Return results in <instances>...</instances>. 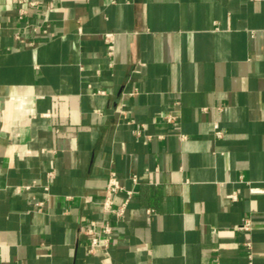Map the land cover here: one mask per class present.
<instances>
[{
	"label": "crops",
	"instance_id": "0c3cea01",
	"mask_svg": "<svg viewBox=\"0 0 264 264\" xmlns=\"http://www.w3.org/2000/svg\"><path fill=\"white\" fill-rule=\"evenodd\" d=\"M209 263L264 264V0H0V264Z\"/></svg>",
	"mask_w": 264,
	"mask_h": 264
},
{
	"label": "built area",
	"instance_id": "2783aa9c",
	"mask_svg": "<svg viewBox=\"0 0 264 264\" xmlns=\"http://www.w3.org/2000/svg\"><path fill=\"white\" fill-rule=\"evenodd\" d=\"M20 13H22V12H20ZM104 41L106 43L107 54L111 55L112 51H113V34L111 32L105 33ZM216 134L220 135V131L219 130L216 131ZM133 180H135V178H133ZM119 189H120V186H119L116 178L114 176H111L108 180L107 185H106L105 197H104L103 202H102V208L104 211L112 212L115 215H121L122 214L124 204L118 208H114L113 207V199H112V195L115 192H117ZM249 191L251 193H262L263 189L260 187L251 186V187H249ZM241 227L243 229H249V227H250L249 220L245 219L244 222L242 223ZM100 231L104 237V240L107 241L108 237L110 236V233H111L110 225L108 223H104L103 225H101ZM98 242H99V239L97 236L96 237L94 236L91 238L90 251H92L94 247L98 246V244H99ZM209 264H218V263H209Z\"/></svg>",
	"mask_w": 264,
	"mask_h": 264
}]
</instances>
